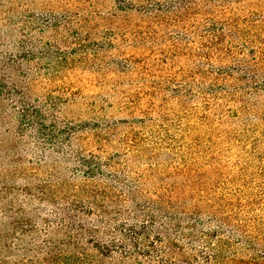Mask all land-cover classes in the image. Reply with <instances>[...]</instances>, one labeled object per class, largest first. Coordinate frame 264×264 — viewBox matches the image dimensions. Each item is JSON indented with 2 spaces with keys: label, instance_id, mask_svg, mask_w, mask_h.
Returning <instances> with one entry per match:
<instances>
[{
  "label": "rangeland",
  "instance_id": "rangeland-1",
  "mask_svg": "<svg viewBox=\"0 0 264 264\" xmlns=\"http://www.w3.org/2000/svg\"><path fill=\"white\" fill-rule=\"evenodd\" d=\"M190 1L0 0V264H30V259L33 264H132L128 259L151 264L153 258L136 252L147 247L122 244L130 254L124 260L109 245L104 250L91 244L85 231L83 246L95 260L75 252L58 257L56 248L71 246L49 231H64L62 216L74 228L98 226L96 208L86 214L84 205L68 204L63 214L38 200L30 183L53 181L46 157L67 137L66 121L78 130L81 121L99 117L117 123V134L132 125L136 144L164 146L152 104L161 111L171 107V115L170 89L205 82L197 74L205 71V63L197 64L203 58L193 52L210 46L204 37L211 19L264 39V0ZM232 46L245 50L237 40ZM154 159L139 158L131 167L147 176L146 163ZM30 168L39 171L38 178ZM63 168L74 172L68 162ZM162 179V184L171 182ZM149 187L142 201L154 198ZM131 207L128 202L127 210ZM48 248L54 254H47Z\"/></svg>",
  "mask_w": 264,
  "mask_h": 264
},
{
  "label": "trees",
  "instance_id": "trees-1",
  "mask_svg": "<svg viewBox=\"0 0 264 264\" xmlns=\"http://www.w3.org/2000/svg\"><path fill=\"white\" fill-rule=\"evenodd\" d=\"M209 24L204 38L210 46L193 52L201 53L196 62L205 63V71L197 74L205 82L170 89L171 115V107L161 111L152 104L164 146L136 144L132 125L117 134V123L99 117L81 121L78 130L66 121L67 137L46 157L53 181L42 183L39 171L30 168L38 178L30 191L37 190L38 200L63 214L68 204L84 205L86 214L96 208L98 226L74 228L62 216L64 231H49L71 246L56 248L58 257L75 252L95 260L83 246L85 231L91 244L104 250L109 245L124 260L130 254L123 245L129 244L147 247L136 252L153 258L151 264H264V39L213 19ZM236 40L244 51L234 49ZM225 58L231 63H222ZM89 143L95 147L86 148ZM139 158H155L146 163L147 176L131 167ZM66 162L73 173L63 168ZM162 178L171 182L162 184ZM146 186L154 198L142 201Z\"/></svg>",
  "mask_w": 264,
  "mask_h": 264
}]
</instances>
